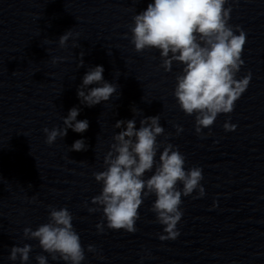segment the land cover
<instances>
[{
    "label": "water",
    "instance_id": "water-1",
    "mask_svg": "<svg viewBox=\"0 0 264 264\" xmlns=\"http://www.w3.org/2000/svg\"><path fill=\"white\" fill-rule=\"evenodd\" d=\"M149 2L0 0V264H20L19 258L9 259L10 249L25 243L32 245L26 264H38L37 255H45L48 264H66L23 234L25 227L47 223L50 207L72 212L85 249L81 264H264V0H229V23L246 33L237 79L249 71L252 77L233 111L218 114L211 134L209 128L195 132V113L186 115L173 95L182 62L173 61L165 71L158 49L137 52L130 42L132 18ZM69 29L73 35L62 47L59 37ZM98 64L118 88L89 108L80 104L77 88ZM73 106L82 109L77 119L89 120L88 130L69 129L46 143L43 129L63 127ZM157 114L164 127L157 138L161 150L171 142L184 154L186 168H202L205 195L199 197L198 189L182 195L180 235L174 240L159 239L154 195L138 209L136 232L106 226L98 232L102 212L89 208L96 207L91 198L102 184L93 172L106 167L104 155L119 131L115 121L135 118L139 127L144 116ZM226 120L236 129L225 131ZM177 124L183 126L178 135ZM81 137L87 150H70Z\"/></svg>",
    "mask_w": 264,
    "mask_h": 264
},
{
    "label": "clouds",
    "instance_id": "clouds-1",
    "mask_svg": "<svg viewBox=\"0 0 264 264\" xmlns=\"http://www.w3.org/2000/svg\"><path fill=\"white\" fill-rule=\"evenodd\" d=\"M231 11L229 0H150L147 7L132 18L130 42L137 52L158 49L165 71H171L173 61L182 62L173 95L186 115L195 113L197 134H201L203 128H209L211 134L210 126L218 114L233 111L235 101L246 91L252 77L249 71L237 79L244 64L242 52L246 33L239 25L229 23ZM72 35V29L61 34L60 46L63 47ZM80 55L82 57L83 53ZM57 59L54 57L52 63L55 64ZM79 65H83L82 58ZM104 71L103 65L98 64L84 73L82 84L77 88L80 104L91 108L108 101L117 92L118 84L106 80ZM81 110L77 106L71 107L62 118L63 127H45L46 143L51 145L58 137H65L69 129L81 134L87 131L89 120L77 119ZM131 110L135 114L138 109L133 106ZM114 127L119 131L113 135V143L104 155L106 167L93 172L95 180L102 184L99 194L91 198L96 207L89 208V212H102V219L96 225L98 232H103L105 226L136 232L138 209L145 197L154 195L151 211L162 225L159 239H176L180 235L177 224L183 216L182 195L188 196L197 189L199 197L205 195L201 184L202 168H186L184 154L171 142L161 150L157 138L164 134V127L159 114L144 116L139 127L135 118L118 119ZM174 127L177 135L183 131L182 125ZM236 127L227 120L223 124L225 131ZM87 147L81 137L71 144L70 150L84 151ZM146 172H152L147 179L144 178ZM178 182L182 188L177 187ZM215 205L214 201L213 207ZM72 221L73 214L67 207H50L48 222L35 229L25 227L23 234L37 239L53 260L81 264L85 249ZM31 249L32 245L27 243L23 246L15 244L10 249L9 259L16 261L19 258L20 264H26ZM87 250L94 252L95 246L89 244ZM36 261L48 264L45 255H37Z\"/></svg>",
    "mask_w": 264,
    "mask_h": 264
}]
</instances>
